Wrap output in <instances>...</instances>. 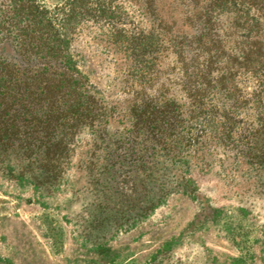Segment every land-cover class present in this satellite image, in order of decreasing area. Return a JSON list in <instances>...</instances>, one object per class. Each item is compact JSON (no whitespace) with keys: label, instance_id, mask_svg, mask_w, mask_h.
<instances>
[{"label":"rangeland","instance_id":"rangeland-1","mask_svg":"<svg viewBox=\"0 0 264 264\" xmlns=\"http://www.w3.org/2000/svg\"><path fill=\"white\" fill-rule=\"evenodd\" d=\"M146 1L117 0L119 19L83 21L71 46L97 96L111 107L107 142L130 146L137 138L139 146L152 147L148 169L136 175L133 192L117 193L114 171L105 170L113 161L106 157L108 143L88 129L75 136L57 181L0 167V264H264V159H251L244 145L255 126L254 110L227 113L209 98L217 118L234 116V125L200 126L186 147V131L171 130L174 147L164 152L144 123L135 126V88L149 81L138 67L148 65L135 67V53L127 42L115 43L113 28L151 34L160 51L147 61L160 76L149 92L188 102L178 91L171 48L176 36L191 37L202 28L195 17L206 5L154 0L151 9ZM200 44L213 46L209 38ZM239 81L243 102L251 99L255 82L246 76ZM179 148L183 156H176Z\"/></svg>","mask_w":264,"mask_h":264},{"label":"trees","instance_id":"trees-1","mask_svg":"<svg viewBox=\"0 0 264 264\" xmlns=\"http://www.w3.org/2000/svg\"><path fill=\"white\" fill-rule=\"evenodd\" d=\"M116 1L57 0L47 4L44 0H0L1 168L37 174L54 182L73 152L77 133L88 129L95 140L107 142L111 107L97 96L71 45L73 33L83 21L118 20L120 11L113 7ZM205 1L203 12H197L195 17L202 28L191 37L176 36L171 48L178 64V78L175 77L178 91L188 102L163 100L162 93L153 96L149 92L151 81L160 76L156 64L147 61L160 51L153 47L151 34L113 28L115 43L125 41L135 53V67L148 65L138 67L142 79L149 81L135 88L132 105L133 115L137 116L135 126L144 123L150 129L146 135L159 142L162 152L174 147L168 143L175 139L171 137L174 131H170L179 127L186 131L184 146H192L197 138L190 133L200 130V126L221 123L226 127L236 122L234 116H229V121L217 118L215 106L207 102L214 98L227 113L254 110L255 126L244 145L251 159L262 160L264 0ZM146 2L152 9L154 0ZM194 2L190 0L191 4ZM192 9L196 12L197 3ZM203 38L212 41V48L201 46ZM243 76L255 82L253 96L245 100L246 104L239 81ZM226 130L231 132L229 128ZM118 141L107 142L106 157L113 161L105 170L114 171L118 184L111 188L117 193L125 192L126 188L133 192L136 175L148 169L146 162L150 161L152 147L139 146L137 138L130 146ZM180 148L176 156L184 155Z\"/></svg>","mask_w":264,"mask_h":264}]
</instances>
